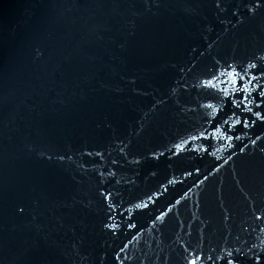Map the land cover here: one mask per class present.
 I'll return each mask as SVG.
<instances>
[{
  "label": "water",
  "instance_id": "water-1",
  "mask_svg": "<svg viewBox=\"0 0 264 264\" xmlns=\"http://www.w3.org/2000/svg\"><path fill=\"white\" fill-rule=\"evenodd\" d=\"M249 62L255 0H0V264H250L264 77L240 109L218 91Z\"/></svg>",
  "mask_w": 264,
  "mask_h": 264
},
{
  "label": "snow or ice",
  "instance_id": "snow-or-ice-1",
  "mask_svg": "<svg viewBox=\"0 0 264 264\" xmlns=\"http://www.w3.org/2000/svg\"><path fill=\"white\" fill-rule=\"evenodd\" d=\"M217 3L219 4V0H217ZM261 3H264V0H255L256 6H260ZM249 69L253 71L250 72ZM253 73H256V74H253ZM220 75L224 76L226 81L232 86L231 90H229L226 87L220 88L218 90L219 92L223 93V96L231 97L230 101H222V106L230 102L231 104L235 106V108L240 109L242 103L252 102L249 99L250 86L253 85V81L258 80L261 77H264V68H261L255 62H249L248 65L243 69L234 67L233 65L229 64L225 67V71L221 72ZM213 81H216V83H221V81L218 80L217 76L214 75L212 79L206 81V84L212 87H215L216 85L213 83ZM255 87L261 88V85L256 84ZM236 92L242 93L243 94L242 97H237L235 95ZM259 96L264 98V89H261L259 91ZM261 102H264V101H261ZM207 107L212 108L213 114H215L219 110L217 107H214L212 104L207 105ZM241 110L247 111V112L252 111L251 108H247V107ZM232 114L235 115V112H233ZM255 115L257 117H260L261 119H264V116H262L259 111L256 112ZM209 123H211V121H209ZM223 123L228 124V120H223ZM232 123L237 124V123H241V121L237 119V120H234ZM243 123L245 127L248 126V122L246 119L243 121ZM253 123L255 122L253 121ZM214 131L216 133H219L221 132V129L219 127H216ZM208 135L210 134L206 130L199 132V137L207 138ZM224 135H226V138L228 140H231L233 138L232 136H227L226 133ZM195 138H198V137H191V136L189 137V139H195ZM183 143H187V141H184ZM183 143L176 145V147L178 149H181L183 147ZM110 197H111V193H109L104 198L109 199ZM144 206L146 205H137V207H144ZM109 207L110 208L114 207V205H110ZM161 215H163V213H161ZM262 218H264V211L256 212L255 219L259 221ZM255 247L256 246H253V248L248 249V252L251 253V256H248L247 259L250 261V264H264V248H261V250L257 252L254 250ZM221 251L224 252V250H221ZM235 252L238 253L239 255L238 256L234 255L233 251H226L225 254L217 256L216 259L224 260L226 261V264H242V261L239 259V256H246L247 254L242 249H236ZM206 259L208 261H213V257L211 255L207 256ZM204 261H205V257L202 251L189 253V258H186V264H204ZM213 264H215V261H213Z\"/></svg>",
  "mask_w": 264,
  "mask_h": 264
}]
</instances>
